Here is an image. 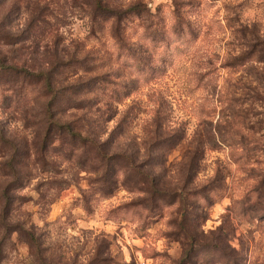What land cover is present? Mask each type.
<instances>
[{
	"label": "rangeland",
	"instance_id": "rangeland-1",
	"mask_svg": "<svg viewBox=\"0 0 264 264\" xmlns=\"http://www.w3.org/2000/svg\"><path fill=\"white\" fill-rule=\"evenodd\" d=\"M102 2L0 0V264H264V0Z\"/></svg>",
	"mask_w": 264,
	"mask_h": 264
},
{
	"label": "trees",
	"instance_id": "trees-1",
	"mask_svg": "<svg viewBox=\"0 0 264 264\" xmlns=\"http://www.w3.org/2000/svg\"><path fill=\"white\" fill-rule=\"evenodd\" d=\"M92 1H93L94 11L102 13L106 17H116L117 19H119L120 17H122L126 13L141 14L144 11L142 6H141V3H139V2H135L133 4H130L124 9H116V8H112V7L107 6L106 4H104L102 2V0H92ZM0 66L1 67L3 66L2 62H0ZM10 67H12L16 70H19V68L15 65H13V66L10 65ZM49 72H51V69H49L46 73H45V71H39L37 74L42 75L44 78L46 75V78H47V77H49ZM54 122H56L60 126L64 125L66 131L68 133H70L74 138H79L81 136L79 132H77L73 129L71 124H68V123L62 124V123L57 122L56 120H54ZM2 139L5 140V137H4L3 129L0 126V140H2ZM121 156H124V158L127 159V162H128L130 169H133L136 167L137 163L134 162V160L130 154L121 153ZM138 171H139V173L146 174V176L148 175L150 177L149 182H150V185H151L152 189L154 190V192H158L161 194L166 190V188L160 184L159 179H156L154 176H151L149 172H147L145 170H138ZM173 192H175V190H173ZM181 195H182V193L180 192V196ZM257 196L261 197L264 195H263V193H261V194H258ZM190 237H192V236H190ZM192 246H193V244L191 243L189 248L184 251L183 258H182V260H184V262H187L188 260L190 261V256H189L190 250L194 249L195 252H199L200 249H198L196 247L193 248ZM215 247H217V250L221 249V246L216 245ZM201 249H203V248H201Z\"/></svg>",
	"mask_w": 264,
	"mask_h": 264
}]
</instances>
